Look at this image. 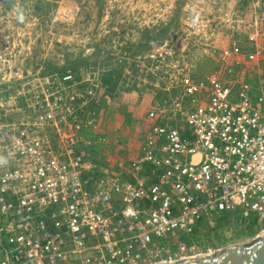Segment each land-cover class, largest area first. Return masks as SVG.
Masks as SVG:
<instances>
[{
	"label": "built area",
	"instance_id": "1",
	"mask_svg": "<svg viewBox=\"0 0 264 264\" xmlns=\"http://www.w3.org/2000/svg\"><path fill=\"white\" fill-rule=\"evenodd\" d=\"M244 35L224 69L158 78L137 147L102 102L146 81L51 76L22 114H0V264L175 263L224 248L226 224L264 227V29ZM101 146L116 168L98 164Z\"/></svg>",
	"mask_w": 264,
	"mask_h": 264
},
{
	"label": "rangeland",
	"instance_id": "2",
	"mask_svg": "<svg viewBox=\"0 0 264 264\" xmlns=\"http://www.w3.org/2000/svg\"><path fill=\"white\" fill-rule=\"evenodd\" d=\"M257 26L264 29V0H0V114H22L51 76L98 78L112 91L146 81L143 95L130 90L102 102L106 126L131 145L146 133L148 92L166 70L198 78L222 70L224 49L237 37L247 44L244 32ZM95 151L98 164L122 162L115 153L107 159L112 151L102 146ZM218 234L225 247L264 227L226 224Z\"/></svg>",
	"mask_w": 264,
	"mask_h": 264
},
{
	"label": "water",
	"instance_id": "3",
	"mask_svg": "<svg viewBox=\"0 0 264 264\" xmlns=\"http://www.w3.org/2000/svg\"><path fill=\"white\" fill-rule=\"evenodd\" d=\"M210 238L219 248L220 242L215 236V231L211 232ZM164 264H264V234L247 243L225 246L213 255H201Z\"/></svg>",
	"mask_w": 264,
	"mask_h": 264
},
{
	"label": "crops",
	"instance_id": "4",
	"mask_svg": "<svg viewBox=\"0 0 264 264\" xmlns=\"http://www.w3.org/2000/svg\"><path fill=\"white\" fill-rule=\"evenodd\" d=\"M110 126H111V124H110ZM110 129L111 130H115L114 132H117L118 133V129L117 128H115V125H112L111 127H110ZM114 132H109V135H110V137L112 138V137H114V135H115V133ZM122 135H123V139H124V141L126 142V145L128 146V144H129V141L127 140V137H126V135L125 134H123V133H121ZM137 139V138H136ZM136 139H135V141L133 140V141H130V142H132V145L133 146H138V142H136ZM112 149V148H111ZM111 149H107L106 148V150H109V151H112ZM110 153V152H109ZM108 153V154H109ZM113 154V152L112 153H110V156L109 157H107V159L108 158H110L111 156H114V155H112ZM109 164V163H108ZM117 166H115V168H116Z\"/></svg>",
	"mask_w": 264,
	"mask_h": 264
},
{
	"label": "clouds",
	"instance_id": "5",
	"mask_svg": "<svg viewBox=\"0 0 264 264\" xmlns=\"http://www.w3.org/2000/svg\"><path fill=\"white\" fill-rule=\"evenodd\" d=\"M20 19L22 20V18L20 17Z\"/></svg>",
	"mask_w": 264,
	"mask_h": 264
},
{
	"label": "bare ground",
	"instance_id": "6",
	"mask_svg": "<svg viewBox=\"0 0 264 264\" xmlns=\"http://www.w3.org/2000/svg\"><path fill=\"white\" fill-rule=\"evenodd\" d=\"M262 236V235H261Z\"/></svg>",
	"mask_w": 264,
	"mask_h": 264
}]
</instances>
